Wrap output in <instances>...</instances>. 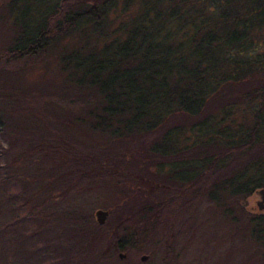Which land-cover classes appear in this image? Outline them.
I'll return each instance as SVG.
<instances>
[{"label":"trees","instance_id":"1","mask_svg":"<svg viewBox=\"0 0 264 264\" xmlns=\"http://www.w3.org/2000/svg\"><path fill=\"white\" fill-rule=\"evenodd\" d=\"M132 1L52 0L28 25L13 20L1 71L69 46L44 116L1 97L0 264H102L112 244L132 250L64 206L106 187L121 195L106 220L135 224L136 243L144 233L159 248L151 232L167 227L172 249L205 195L209 218L264 258V210L241 204L264 190V0Z\"/></svg>","mask_w":264,"mask_h":264},{"label":"rangeland","instance_id":"2","mask_svg":"<svg viewBox=\"0 0 264 264\" xmlns=\"http://www.w3.org/2000/svg\"><path fill=\"white\" fill-rule=\"evenodd\" d=\"M137 2L138 0H133L132 4ZM51 3L52 0H19L14 2L9 10V5L5 7L3 2L0 1V51L3 44L5 42L9 43L12 37V35L8 36V31L12 27L13 20L22 19L23 25H28V22H23L24 16H29L28 19L31 22L42 11L43 6L40 8V4ZM114 3L124 4V0H115ZM68 46V40L55 43L45 53L46 55L42 60H37L27 69L18 71L17 74H12V71L0 70V108H2L1 97H13L17 100L16 105L20 106V108L25 105L30 106L37 109L44 116L47 113L45 99L54 98L59 82L56 76L58 68L57 57L62 53V49ZM32 90L39 91V94L49 95L51 98L42 97L41 99L44 101L39 98H33L32 96L35 95L28 93ZM188 139V143H190L191 138ZM122 191H126V188ZM119 193L118 190L109 187L92 190L88 193L86 192L82 198L73 196V200L67 202L64 206H69L72 210L78 208L84 212V215H91L94 220L95 211L102 210L108 213L121 202ZM260 202L261 200L257 193H252L241 204L245 212L257 216L262 215V210H264V208H258V203ZM196 204L195 217L189 224L191 230H187L185 234L178 236V238L176 237L173 248L168 251L166 249L169 241L167 227L160 229L161 231L159 230L155 234L151 232V241L155 242L154 246L159 245V248H148L149 245L145 244L148 238H146L144 233L140 235V242L136 243V240H132V238H136L135 224L125 223L123 231H116V213H112L110 219L109 216L107 220L105 218L107 224L102 229L103 233L108 235V238L110 235L111 238H121L120 243H124L125 240L135 241L133 244L134 248L132 250L119 251L112 244V249L106 255L108 259L103 261L102 264H264V258L259 259L257 257V253L260 250L252 241L246 236L241 238L240 235H235L232 240V238L227 236L233 231V226H230L224 219L217 218V216L214 217L215 219L209 218L215 208L208 204L207 200H205V195L200 197ZM224 204H229V202L226 200ZM188 213L191 215L192 210L188 211ZM178 217L174 218L175 221H178L175 223L176 225L182 223V220ZM183 220L185 221V219ZM105 245L103 244L100 247L102 251H104ZM147 250L149 253L146 252ZM118 255H123V258H119ZM142 256L146 257L144 261L140 260Z\"/></svg>","mask_w":264,"mask_h":264},{"label":"water","instance_id":"3","mask_svg":"<svg viewBox=\"0 0 264 264\" xmlns=\"http://www.w3.org/2000/svg\"><path fill=\"white\" fill-rule=\"evenodd\" d=\"M256 193L260 197V200H261V202L258 203V208L263 209L264 208V190H260ZM106 216H107L106 211L97 210L94 213L95 221L99 225H102L104 223ZM118 256H119V258H123V255H118ZM145 259H146V257H144V256H142L140 258L141 261H144Z\"/></svg>","mask_w":264,"mask_h":264}]
</instances>
